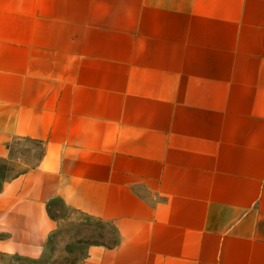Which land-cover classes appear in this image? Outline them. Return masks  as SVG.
<instances>
[{
  "label": "crops",
  "instance_id": "1",
  "mask_svg": "<svg viewBox=\"0 0 264 264\" xmlns=\"http://www.w3.org/2000/svg\"><path fill=\"white\" fill-rule=\"evenodd\" d=\"M23 142L0 259L60 205L113 232L77 264H264V0H0V159Z\"/></svg>",
  "mask_w": 264,
  "mask_h": 264
},
{
  "label": "rangeland",
  "instance_id": "2",
  "mask_svg": "<svg viewBox=\"0 0 264 264\" xmlns=\"http://www.w3.org/2000/svg\"><path fill=\"white\" fill-rule=\"evenodd\" d=\"M17 147L16 156L0 159V184L10 175L25 166L26 143ZM34 145V144H33ZM34 156L37 153V146ZM58 225L50 233L44 251L36 259L2 258L0 264H77L85 255L87 246L94 241H111V227L77 212L56 205L54 207Z\"/></svg>",
  "mask_w": 264,
  "mask_h": 264
}]
</instances>
